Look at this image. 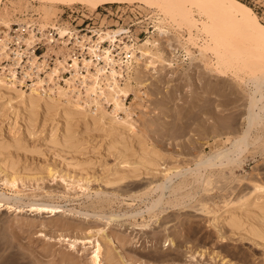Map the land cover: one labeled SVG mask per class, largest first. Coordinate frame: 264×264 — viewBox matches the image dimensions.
<instances>
[{
  "label": "rangeland",
  "instance_id": "obj_1",
  "mask_svg": "<svg viewBox=\"0 0 264 264\" xmlns=\"http://www.w3.org/2000/svg\"><path fill=\"white\" fill-rule=\"evenodd\" d=\"M27 2L29 4H26L31 6L30 9L37 10V7L39 8L37 12L30 9L29 11L33 14H38V17L40 16L42 19L44 14L40 10V4L32 0H27ZM78 7L80 6L75 5L68 7V9H77ZM111 7H116V5L105 4L98 7L95 12H89L86 8H80L86 10L89 16H94L99 21L102 20V22L97 21V23H99L97 27L115 29L117 26H121L127 30L128 33L126 35H121L123 37V42H129L130 39H133L137 44H141L152 32L154 33V27L149 23L147 20L148 16L145 15L142 10L139 12L141 17H143L142 20H133V23L136 24L132 25L129 23L128 18H122V20L117 22L116 18L110 13L109 9ZM147 8L148 7H146V10L152 9L155 10L159 16L161 15L157 9ZM251 8L258 16L259 22L264 24V7ZM63 10H67V7L59 6L54 13H50L47 18L45 16L42 20L48 21L47 23H52L53 20L57 21L59 14H61ZM107 12H109L108 15ZM161 17H163V15H161ZM166 22L170 31L176 36H180L181 42H184V46L194 53L196 59L190 61L182 56L183 51H175L172 55L175 54L176 58L172 61V65H158L154 72H146L142 69L141 64L137 65L132 61L129 68H123L124 77H128L130 79V85L135 88L134 91L130 92L125 105L126 107H130L133 119L134 121L136 120L137 123H135L137 129H143L141 130L142 133L146 132L144 133L146 134L145 138L147 139L148 137L149 143L152 141L157 147L160 146L159 148L162 151L172 154H169L171 158L167 157L163 160L162 166L171 165L175 162L179 164L185 163V165H189L190 163V165L194 166L192 163L198 160L196 158H199V151L201 155L202 153L209 155L212 154L210 153L211 151L214 152V150L216 151L219 148L229 147V142H226V144L220 142L219 145H215L212 143V138H220V136L222 140L224 136L232 138L234 135H239L241 130L243 131L245 129V109L251 90L254 88V82L259 83L264 77V75L262 78L257 76L258 73L261 74L260 71H262L261 66L263 61L259 62V65L253 64V67L250 65L253 70H258L260 68L258 73H255L257 70H254V72L249 69V66L248 68L244 66L241 70L242 65L239 66V64H241L240 62L237 63L236 66L235 64L230 65L225 63L226 66H224L227 68L224 77L211 76L203 68V63L206 62L207 59L210 64H213L215 61L213 50H205V43L208 42L204 41V39H207L205 34L202 33L197 35V38L193 35L195 36L194 40L188 42V37H186L188 33L183 26H174L173 22L171 23V20L169 19L168 21L167 18ZM63 23H66L69 28L78 33V31L67 22ZM145 24H151V26L147 27ZM193 34H195V32H193ZM126 36H130V38ZM64 37L66 38V36ZM159 42L160 52L163 53V58H167L170 53L168 47H166V42L163 43L164 40L162 39H160ZM106 46V43L103 44V47ZM198 46H203L204 48H199ZM223 50H221V52H224ZM117 52V48L113 49L114 54ZM224 56L227 57L226 55ZM233 66L237 69L240 67V71L239 69H236V71ZM262 67H264V63ZM244 68H246L245 70L248 72L245 71ZM250 73H252L253 77L257 76V78L254 79ZM17 76L20 77L19 69ZM63 76L66 77L68 74L65 73ZM260 76H262V74ZM208 80L212 81V83L214 82V85L212 84L213 87L203 88V83ZM26 84L28 85L30 82L27 80ZM199 86H202L203 89ZM23 90H26V88L24 87ZM259 90L261 93H264V85H262ZM194 100H196V102ZM171 105L173 107H171ZM170 107L173 111H171ZM169 108L170 110H168ZM38 112L41 113V109ZM43 119L41 115L38 116L34 122V128L32 127L30 129L33 130L31 131L32 134L31 132L27 133L31 134L27 136L25 135L26 132H24V122L19 100L14 97L11 99H6L4 97L0 99V140L11 142L13 139L21 138L20 140L23 141H21V143H23L22 145L24 147L27 146L26 148L29 151L33 148V151H35L29 155L27 153L26 155H28V158L25 157V160H20V164L17 163L19 166H15L13 169L14 171L12 170V172H9L7 169L8 171H6L9 172L7 173L6 171L0 170V192H4L8 196L13 197L14 195V197H18L16 200H9L6 202V205L10 207L14 205L13 209H15V206H19L21 207L20 210H22V212L18 214L9 212L6 205L0 209V264H61V252L70 253L69 257L73 264H89V258L94 250L91 242L95 244L94 241L101 235H108L113 238L115 242L113 246L115 247V251L120 252L126 257L131 256L130 259L135 257L132 260L135 259V263L137 260L138 264H143V262L150 264H213L214 257L216 264H221L222 259H226L228 264H264V248L254 245L248 240H240V236L237 234L230 235L227 228L218 233L210 223H208L210 214L207 213V210L219 212L221 208V199L216 201L215 206L211 204L206 205L207 208H204L203 203H200L198 199L197 202H199V204L194 202L197 196H199L197 198H200L201 194L204 196L206 193L210 196L224 195L228 198L231 196L230 199L233 197L236 199L251 189L254 184L259 183L264 186L263 122L250 128L246 139V142L249 143L245 144L247 147L245 148L244 144H241L237 149L238 151L236 150V152H238L236 157L239 163L230 166L232 168L234 167L231 174L232 178L228 175L230 167L227 166L228 170L226 167L224 170V167L222 168L217 165L222 169L221 171L218 169L219 167L217 168V166H214V174L217 176L211 178L213 180L212 182L210 179L208 182L209 184L207 183L209 186L205 184L207 189L206 192L205 190L202 192L205 188L204 186L203 188L199 187L201 190L195 189L198 193L200 192L199 195L196 194L197 196H194V190L192 189L193 192L191 190L192 194L190 195L193 197V201L191 199L188 200V197L186 198L184 195L182 196L183 199L185 198L184 200L177 199L176 201L174 197V202L172 201L173 196H167V194L166 199L171 203L165 202L166 205L163 204V209L160 208L161 211L155 208L153 211L149 210L145 212L147 211L145 209L151 204L150 201L154 200L160 193L158 189L152 190V185L154 183L151 184V182H156L159 176L146 177L141 175L138 178L128 179L114 186H106L104 184L105 179L107 177V179L111 178L110 176L115 170V158L113 152L106 153L103 147L100 146V135L96 136L100 132L95 130L96 135L90 134L91 132L94 133V131L90 133L87 132L86 135L90 137H83L84 134L79 128L74 134L77 135L74 140L79 141H74V143L77 142L76 150L71 152L72 150H66L64 147L61 148L60 145L57 149H54L56 146H51L47 143V138H49L47 136L49 134L48 130L52 123L49 120ZM43 124L45 125L43 126ZM163 125L168 130L166 135L160 132L163 130ZM207 127H209V129H207ZM213 127H215V130L212 129ZM80 131L81 133H79ZM97 132L99 133L97 134ZM79 134L83 135L80 137ZM79 138L82 140L80 141ZM208 140L212 145L214 144L212 149L200 145L201 142ZM38 149L41 153L40 155H35ZM240 149L244 150L241 151ZM195 154L196 156H194ZM70 158L73 161L68 160ZM65 159L68 162H65ZM86 161L88 163L90 162V165L86 167L87 169H85L84 164L81 165L82 163H86ZM77 162L81 165L80 171L83 168L82 166H84L83 171L86 170L85 172L76 171V173H72L71 170L68 171V163L69 165L72 163L71 165L74 166ZM88 163H86V165ZM69 167L71 169V166ZM206 167L210 170L213 166L211 168L208 166ZM206 167L204 168L208 170ZM200 170L203 171L202 168ZM214 171L212 169L211 172L213 173ZM219 171L224 175L226 174L228 176H226V178L229 179H224ZM234 176L235 178H233ZM240 176L243 177V179ZM5 179H14V183L10 185L6 184L4 182ZM79 179L80 181H78ZM240 179L242 180L239 182ZM149 183L151 187H149ZM102 191L110 193L108 195L106 194L110 198L101 208L87 205L89 204L88 202H90L88 198H93L91 201H94L95 192L104 193ZM13 192H16V194H13ZM132 194L136 197H129V195ZM185 194L187 195L186 192ZM86 196L90 197L86 198ZM170 197H172V199ZM187 200L191 202L187 203ZM30 202L61 205L66 212L51 217L46 214L33 215L28 206ZM24 203L28 204L23 205ZM85 204L87 207H84ZM172 204L175 206H172ZM68 209H74L76 211L86 209L90 212H102L106 215L122 214L124 212L130 213L140 210L145 212V214L142 212L140 215L142 217L138 216V218H134L135 221L132 218L124 217L111 221L110 224L107 223L106 220L104 221L100 218L76 215L67 211ZM156 209L157 211H155ZM147 213H152L154 216L150 214L151 216L149 218ZM62 219L68 220V223L79 222L80 224L82 223V225L79 230H72V228L68 226H60L57 228L56 226L58 223H54ZM144 221L146 222L144 225L146 229L140 226H136L137 228H135L134 224L142 225ZM101 230H103V233ZM59 234L65 235L66 239H70L69 241H72L73 238L76 237L78 240L75 246L76 249L70 252V250H68V241L58 242L57 236ZM220 235L227 238L223 239ZM167 238H172L173 244L169 243L168 245ZM83 242L85 244H83ZM105 247H107L106 244L104 248ZM165 250L166 252H164ZM194 251H201L203 254L202 257L189 260L190 258L187 256ZM154 256H156V258H154ZM159 256L160 260H156ZM163 257H165V259ZM212 258L213 260H211ZM112 263L114 264L117 262L113 261Z\"/></svg>",
  "mask_w": 264,
  "mask_h": 264
},
{
  "label": "bare ground",
  "instance_id": "obj_2",
  "mask_svg": "<svg viewBox=\"0 0 264 264\" xmlns=\"http://www.w3.org/2000/svg\"><path fill=\"white\" fill-rule=\"evenodd\" d=\"M32 1H37L40 4V10L44 14L43 18H45V16L47 18L50 13H54V11H56L59 6L68 8L75 5H79L82 8H86V10H88L89 12H95L98 7L105 4H115L116 8H120L121 5H128L130 7L135 8L138 13L142 10L143 13L148 16L147 20L154 27V33L152 32L153 34L151 33V35L147 37L146 40L141 44H137L133 39H130L129 42H123V37L121 35H126L128 31L122 28L121 26H117L115 29H103L102 27H96L95 29L91 30L92 34L90 36H88L87 34L78 35L71 28H69L66 23H57L56 20H53L52 23H47L48 21L46 22V20H42L43 18L41 19V17L39 16V21L35 22L37 23V33H34V31L31 29H28L27 31L28 35L25 39L26 48L32 47L41 38H44V31L49 27L54 28L58 35V39L61 40L62 46L59 45L57 47V50L55 51L56 57L54 58L53 66H48L44 59L46 54L51 52L49 48H47L46 53L43 54L44 56L42 55L43 60L39 61L37 60L35 54L29 56L30 54L28 55L27 53L25 55L27 59L26 61H23L21 52H18L17 50H14L10 47V30L12 24H20L23 22H27L26 24L27 26H29L27 21V18L29 16L23 18H21V16H24L28 12H30L29 9L31 8V6L28 5L29 3L27 2V0H0V99H2L3 97L6 99H11L14 97L19 100L20 110L22 112L24 122V132H26L25 135L30 136L32 134L31 131L33 130L30 129L33 127L34 122L38 118V116L41 115V117L46 120H49L52 123L50 129L48 130L49 134L47 136L49 138H47V143L51 146H56L54 147V149H57V147H59L60 145L61 148L64 147L66 150H72L71 152H73V150H76L77 146V142L74 143V141H78L74 140L75 136H77L74 134L76 133V131H78L79 128L84 134L83 137L87 136V132L90 133L91 131H94V133L91 132L90 134L96 135L95 132L99 131L100 133L97 132V134H99L96 136L100 135V146L103 147L106 153L113 152L115 158V170L110 176L111 178L107 179V177V180L105 179L104 184L106 186H114L128 179L138 178L141 175L146 177L159 176L156 182H151V184L154 183L152 185V190L158 189L160 193L158 192L159 194L157 195V197H155L154 200L150 201L151 204L147 209H145L147 210L145 212H148L149 210L153 211V209L155 208H158L159 211H161V209H163L162 207L166 205L165 202L171 203L170 201H168V199H166L167 196H173V199L172 197L170 198L174 202V197L177 201V199H183L182 196L184 195L186 196V198L188 197V200H192L193 197H191L190 194H192L193 190L194 192L196 191L195 194L193 192L194 196L196 194L199 195L200 192L198 193V191L195 189L199 190L201 187H205L209 184L208 182L212 177L215 178L217 176H215L214 174V166L219 165L222 168L224 167V170L225 167L228 170V167L232 166L233 164L235 165L239 163L236 157L238 155V152H236V150L241 144H244L245 148L247 147V145L245 144L247 143L246 139L251 127L259 125L261 122L264 123V93H261L259 90L260 87L264 85L262 84L264 83V67H262L264 63V24L259 22L258 16L249 5L245 4L241 0ZM146 7H148L147 9H157L160 14L163 15V17H161V15L159 16L155 10H146ZM38 9L39 8L37 7V10H30L37 12ZM93 18H95L96 22L99 21L96 17L93 16ZM166 18L168 19V21L170 19L171 23L173 22L174 26H183V28H185L188 33V36H186L188 37V42H192L195 36L197 38V35H200L202 33L205 34L207 39H204V41H208L205 43V50H213L212 52L215 56V61L213 64H210V62H208L209 60L207 59L206 62L203 63V68L211 76L224 77L226 74L227 67L225 66L227 63L230 65L235 64L236 66L237 63L241 62L239 66L242 65V70V67L244 66L246 68H248L249 66V69H251V66L253 67L254 65H259V62L263 61L261 66L262 71H260L262 76H260L261 74L258 73V70H260V68L258 70L254 69L257 70V72L251 69L255 73L259 74H257L258 77L263 78L261 79L262 83L261 81L259 83L254 82V88L251 90V93L249 95L244 116V119L246 121L245 129L243 131L241 130V133L239 135H234L232 138L227 136H224L223 140L221 136L220 138H212V143H214L215 145H219L220 142H224L225 144L226 142H229V147L219 148L216 151L214 150V152L211 151L210 153L212 154L208 153L209 155H205L204 153H202L201 155L199 151V158H196L198 160H195V162L192 163L194 166L190 165V163L189 165H185V163L179 164L178 162L172 163L171 165L162 166L163 160L167 157H170L172 154L169 152V154H171L169 155L168 152L166 153L165 151H162L159 148L160 146L157 147L155 143L153 144L152 141L149 143L148 137L147 139L145 138L146 134L144 133L146 132L142 133L141 130L143 129H137V123L136 120L134 121L133 119L130 107H126L125 105L126 99L128 98L130 92L134 91L135 88L130 85V79L128 77H124L123 68H129L132 64V61H134L137 65L141 64L142 69L144 71L154 72L158 65L171 66L172 61L176 58L175 54L172 55L175 51H183L182 56L186 59H189L190 61H194L196 59L194 53L184 46V42H181L180 36H176L170 31V28H168L167 26ZM100 21L102 22V20ZM193 32H195V34H193ZM64 36H66V38ZM126 37L130 38V36ZM71 39L73 40L71 42L72 45L68 48L67 44L70 42ZM160 39L164 40L163 43L166 42V47H168L170 55L167 58H163V53L160 52ZM105 43L107 44V46L103 47V44ZM73 47L77 48L79 52L78 55L80 57H77L76 53L73 52ZM201 47L204 48L203 46ZM222 47L223 49L225 47V49L223 50ZM51 48L53 49L52 46ZM116 48L118 52L114 54L113 49ZM221 50H223L224 52H221ZM224 55H226L227 57H225ZM235 66L233 67L235 68ZM239 68L240 67H238V69ZM246 68H244V70ZM18 69L20 77L17 76ZM236 69L237 68H235V70ZM65 73H68V76L64 77L63 74ZM250 74L252 76V73ZM257 76L252 77L255 79L257 78ZM27 80L30 82V84L28 85L26 84ZM213 83L212 81L208 80L203 83V88H209L212 86ZM24 87L26 88V90H23ZM199 87L203 89L202 86ZM196 100L194 101L196 102ZM171 107L173 106L171 105ZM170 108L168 110H170ZM40 109L41 113L38 112ZM171 111H173L172 108ZM44 125L45 124H43V126ZM214 128L215 127H213L212 129ZM207 129H209V127H207ZM167 131V128L164 126L163 130H161L160 132H162L163 134L165 133L166 135ZM30 132L31 134H27ZM79 133H81V131ZM82 135L79 134L80 137ZM20 139L16 138L11 140V142H4L0 140V170L6 171L8 169L9 172H12V170L15 168V166L18 165L17 163H19L20 160H25V157L28 158L27 156L29 154L35 152L33 151V148L32 150L30 149L31 151H29L26 148L27 146L24 147L22 145L23 143H21L22 140ZM212 143H210L208 140L201 142L200 145H202V147H209L210 149H212L214 147V144L212 145ZM244 149L240 150L242 151ZM38 152L35 155H40L41 151H39V149ZM27 153L28 155H26ZM194 156H196V154ZM68 160H71V158ZM65 162L68 161L66 160ZM86 163L88 162L86 161ZM86 163L81 164L85 165V169H87L86 167L90 165V162L87 165ZM71 164L69 165L68 163V165L71 166V169L68 165L67 169L68 171L71 170L72 173H76V171H86L85 169V171H83L84 166H82L83 168L80 171V161L79 164L78 162L75 165L73 163L74 166H72ZM206 166H208L209 168L213 166L212 169L214 172L212 173V169L209 170ZM219 166H217V168ZM204 167H206L208 170H206ZM201 168L203 171L200 170ZM233 168H229L228 175H230V177ZM218 169H220V167ZM220 170L222 171V169ZM220 175H222L224 179H229L226 178V174L224 175L221 173ZM233 178H235V176ZM241 178L243 179V177ZM242 179H240L239 182ZM78 181H80V179ZM212 181L213 180L211 179V182ZM4 182L10 185L14 183V179H5ZM151 184L149 187H151ZM204 190L206 192V187L203 189L202 192H204ZM185 192L187 193V195L185 194ZM13 194H16V192H13ZM106 194L108 195L110 193L95 192L94 201H91L93 198H88L90 196H86V198L90 200V202H88L89 204L87 205H93L95 207L97 206L98 208H101V206L110 198ZM205 195L202 196L201 194L200 198H197L199 196L196 195L197 197L194 202H197L198 199L200 203H203V207L207 208L206 205L211 204L212 206H215L216 201H218V199H221V208L219 209V212L207 210V213L210 214V218H208L210 220H208V223H210V225L218 233H220L223 229L227 228L230 235L237 234L238 236H240V240H248L252 242V244L264 248L263 185H260L259 183L254 184L251 189H249L246 193L240 195L236 199H234V197L230 199L231 196L228 198L227 196L225 197L223 194H221L223 196H210L207 193ZM130 196L136 197L135 195L133 196V194L129 195V197ZM17 198L14 197V195L12 197L6 195L4 192H0V209H2V207H4V205H6V202H8L9 200H16ZM188 200L186 202L190 203L191 201ZM35 202H30V204L28 205L29 210L31 213H33V215L46 214L47 216L51 217L56 216L59 213L66 212V210L61 205ZM199 202L197 203L199 204ZM25 204L27 205L28 203H24L23 205ZM172 206L175 205L172 204ZM13 207L14 205L11 207L7 206V210L9 212H15L17 214L22 212V210H20L21 207L15 206V209H13ZM84 207H87L86 204ZM67 211L84 217L92 216L95 218H100L104 221L106 220L107 223L124 217L132 218L134 220V218H138V216H140L143 212L138 210L130 213H108L109 215H106L102 212H90L86 209L77 211L74 209H68ZM155 211H157V209ZM159 211L158 213L160 214ZM145 212L143 213L145 214ZM150 214L147 213V215H149V218L151 216ZM154 214L152 215L154 216ZM68 222V220L62 219L58 220V222L56 221L55 223H53H58L57 226L54 225L57 228L60 226H68L72 228V230H79L80 226L82 225V223L80 224L79 222ZM145 223L146 222L144 221L142 225L134 224V226L135 228H137L136 226H140L141 228H143ZM144 228L146 229V227ZM101 231L103 233V230ZM110 235L112 236L111 233ZM220 236L223 239L227 238L223 235ZM57 238L58 242H69L68 250H70V252L71 250L76 249L75 246L76 243H78L76 237L73 238L72 241H69L70 239H66L65 235L59 234ZM167 241L168 245L169 243L173 244L172 238H167ZM94 242L95 244L91 242L92 248H94V250L91 253V257L89 258V264H111L113 261L117 262L114 264H138L137 260L136 263L134 262L135 259L132 260L135 257L130 259L131 256L126 257L120 252H116L115 247H113L115 245L114 239L110 236L101 235ZM83 244L85 243L83 242ZM105 244L107 245V247H105L107 249L104 248ZM164 252H166V250ZM202 255L203 254L201 251H194L190 253L187 257L190 258L189 260H192L196 257H202ZM60 256L61 264H73L69 257L70 253L61 252ZM154 258H156V256H154ZM163 258L165 259V257ZM156 260H160V256ZM211 260H213V258ZM143 264L150 263L143 262ZM213 264H216L215 257ZM221 264H228V261L226 259H222Z\"/></svg>",
  "mask_w": 264,
  "mask_h": 264
},
{
  "label": "built area",
  "instance_id": "obj_3",
  "mask_svg": "<svg viewBox=\"0 0 264 264\" xmlns=\"http://www.w3.org/2000/svg\"><path fill=\"white\" fill-rule=\"evenodd\" d=\"M245 4L251 6V7H264V0H241ZM110 13L112 16H114L118 21L122 20V18H128L129 23H133L134 21H139L142 20L143 17L136 11L135 8L130 7L128 5H121V7L116 8V7H111ZM102 13V11H101ZM28 14V15H27ZM26 15L21 16L27 17V21L29 26H27V22H23L20 24H12L11 25V30H10V37H11V43L10 47L13 48L14 50H17L18 52H21L23 61H26L27 57L25 55L28 53L29 56L36 55L37 60L41 61L43 60V54L46 53L47 48L51 50V52L47 53L45 56V61L48 64V66H53V61L55 56V51L57 50V47L59 45L62 46L61 40L58 39V35L54 28L49 27L44 31V38H41L38 42H36L32 47L26 48V43L25 39L27 38V31L28 29H31L34 31V33H37V23L38 22V16L28 12ZM86 16H85V15ZM109 12H107V15ZM32 15V16H31ZM31 17V18H30ZM64 18V19H63ZM80 21V22H79ZM60 22H67L70 26L74 27L76 31H78V35L81 34H87L90 36L91 30L95 29L97 26H99V23L95 21V19L92 16H89L86 10H83L82 8L78 7L77 9H68L63 10L61 14H59L57 23ZM147 27H150L151 24H145ZM71 40L67 46L68 48L71 47ZM53 47V49L51 48ZM73 52L76 53L77 57H80L78 55V50L76 47H73ZM43 55V56H42ZM68 74V73H67Z\"/></svg>",
  "mask_w": 264,
  "mask_h": 264
}]
</instances>
